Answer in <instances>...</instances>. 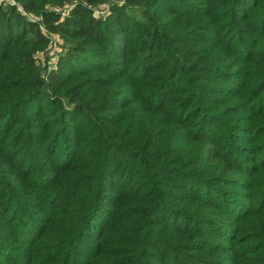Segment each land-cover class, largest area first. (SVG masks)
Returning <instances> with one entry per match:
<instances>
[{"label": "trees", "instance_id": "trees-1", "mask_svg": "<svg viewBox=\"0 0 264 264\" xmlns=\"http://www.w3.org/2000/svg\"><path fill=\"white\" fill-rule=\"evenodd\" d=\"M15 1L0 264H264V0Z\"/></svg>", "mask_w": 264, "mask_h": 264}, {"label": "rangeland", "instance_id": "rangeland-1", "mask_svg": "<svg viewBox=\"0 0 264 264\" xmlns=\"http://www.w3.org/2000/svg\"><path fill=\"white\" fill-rule=\"evenodd\" d=\"M20 7L22 8V6L19 4V6H17V8ZM16 8V9H17ZM18 10V9H17ZM23 11H21L22 14H24L27 18L31 19V20H38V17L29 13V12H26L23 8H22ZM19 11V10H18ZM68 10H66V12H63V14L67 13ZM98 12V11H97ZM101 12V11H100ZM99 12V13H100ZM53 40L51 42V44L49 45V49L52 50L53 53H56V52H59L60 51V48H59V43L58 42H61L60 40H58L56 38V36H52ZM54 59L51 60V62H54L53 61Z\"/></svg>", "mask_w": 264, "mask_h": 264}, {"label": "built area", "instance_id": "built-area-1", "mask_svg": "<svg viewBox=\"0 0 264 264\" xmlns=\"http://www.w3.org/2000/svg\"><path fill=\"white\" fill-rule=\"evenodd\" d=\"M2 4H9V5H15V6H19V4L15 1V0H0V5ZM19 11H23L22 8L18 7L17 8ZM57 10V9H55Z\"/></svg>", "mask_w": 264, "mask_h": 264}]
</instances>
